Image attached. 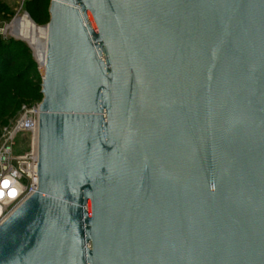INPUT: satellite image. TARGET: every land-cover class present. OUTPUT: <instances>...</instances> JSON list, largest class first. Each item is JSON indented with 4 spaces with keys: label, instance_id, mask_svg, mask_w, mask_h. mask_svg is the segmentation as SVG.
<instances>
[{
    "label": "water",
    "instance_id": "water-1",
    "mask_svg": "<svg viewBox=\"0 0 264 264\" xmlns=\"http://www.w3.org/2000/svg\"><path fill=\"white\" fill-rule=\"evenodd\" d=\"M48 13L38 188L0 264H264V0Z\"/></svg>",
    "mask_w": 264,
    "mask_h": 264
},
{
    "label": "built area",
    "instance_id": "built-area-1",
    "mask_svg": "<svg viewBox=\"0 0 264 264\" xmlns=\"http://www.w3.org/2000/svg\"><path fill=\"white\" fill-rule=\"evenodd\" d=\"M7 1V0H0ZM25 4L30 0H19ZM27 17L28 14H26ZM20 19L14 17L10 24L0 28V37L19 39L14 24ZM38 131L39 105L24 108L20 119L2 130L0 145V225L19 208L38 188ZM20 132L29 134V149L22 155L13 156L14 139ZM14 161L18 166L14 165Z\"/></svg>",
    "mask_w": 264,
    "mask_h": 264
},
{
    "label": "rangeland",
    "instance_id": "rangeland-1",
    "mask_svg": "<svg viewBox=\"0 0 264 264\" xmlns=\"http://www.w3.org/2000/svg\"><path fill=\"white\" fill-rule=\"evenodd\" d=\"M4 6L9 10V12L13 15L10 19H3L0 16V28L10 24L14 17L22 18L24 15L28 14L25 9V4H21L19 0H7L2 1ZM50 3V0H49ZM50 5V4H49ZM29 15V14H28ZM33 23L41 29H45L47 24L38 25L34 22V20L30 17ZM17 40L22 45L26 47V51H23L20 48L14 55L15 57L20 56L19 60L16 62L14 67L9 70L6 79L0 84V88H11L13 92H18L20 90H30L34 87H41L42 79L44 75V70L41 68L37 58L35 57L34 52L27 45V43L21 41L20 39H15L12 36H9L5 40ZM4 40V39H3ZM32 68V69H31ZM27 71V78L25 72ZM20 77H23L24 80H20ZM16 81L14 83L13 81ZM18 80H20L18 82ZM37 87V88H38ZM40 101L29 100L26 103H23L21 106L14 109V111L5 117L7 122H3L0 124V145L2 138V130L5 127H12L22 116L24 108H31L33 106L39 105ZM29 149V134L26 132H20L16 135L14 139L13 146V156H18L24 154ZM14 165L18 166L16 161L13 162Z\"/></svg>",
    "mask_w": 264,
    "mask_h": 264
},
{
    "label": "trees",
    "instance_id": "trees-1",
    "mask_svg": "<svg viewBox=\"0 0 264 264\" xmlns=\"http://www.w3.org/2000/svg\"><path fill=\"white\" fill-rule=\"evenodd\" d=\"M49 4V0H30L26 2L25 9L36 24H47L49 21ZM0 16L3 19H10L13 16L2 1H0ZM19 47L23 51H26V47L19 41L13 39L3 40L0 37V84L6 79L9 70L19 60L20 56L15 57L14 55L20 49ZM25 74L26 76L23 77L26 79L27 71ZM23 77H20V80H24ZM13 82L16 83V81ZM37 87L25 91L20 90L18 92H13L11 88H0V124L7 122L5 117L10 115L15 108L21 106L23 103L29 100L41 102V87Z\"/></svg>",
    "mask_w": 264,
    "mask_h": 264
},
{
    "label": "bare ground",
    "instance_id": "bare-ground-1",
    "mask_svg": "<svg viewBox=\"0 0 264 264\" xmlns=\"http://www.w3.org/2000/svg\"><path fill=\"white\" fill-rule=\"evenodd\" d=\"M14 25L19 39L27 43L44 70L46 28H38L27 15L18 19Z\"/></svg>",
    "mask_w": 264,
    "mask_h": 264
}]
</instances>
